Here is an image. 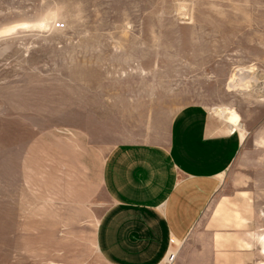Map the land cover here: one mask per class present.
Masks as SVG:
<instances>
[{
  "label": "rangeland",
  "instance_id": "1",
  "mask_svg": "<svg viewBox=\"0 0 264 264\" xmlns=\"http://www.w3.org/2000/svg\"><path fill=\"white\" fill-rule=\"evenodd\" d=\"M187 105L243 143L173 264H259L264 0H0V264H105L109 151Z\"/></svg>",
  "mask_w": 264,
  "mask_h": 264
},
{
  "label": "crops",
  "instance_id": "2",
  "mask_svg": "<svg viewBox=\"0 0 264 264\" xmlns=\"http://www.w3.org/2000/svg\"><path fill=\"white\" fill-rule=\"evenodd\" d=\"M224 120L187 105L162 141L123 142L109 151L102 184L110 204L96 233L105 264H165L179 251L241 149L240 132ZM258 242L264 256V237Z\"/></svg>",
  "mask_w": 264,
  "mask_h": 264
},
{
  "label": "bare ground",
  "instance_id": "3",
  "mask_svg": "<svg viewBox=\"0 0 264 264\" xmlns=\"http://www.w3.org/2000/svg\"><path fill=\"white\" fill-rule=\"evenodd\" d=\"M237 78L238 80L243 79L242 70H238L234 75L235 83L238 82V80L236 81ZM217 111L220 113L221 117L228 121L229 124H231L232 126L241 127V123L239 122L240 117L237 113H229L227 111V108H218ZM166 263L168 264V260L166 261Z\"/></svg>",
  "mask_w": 264,
  "mask_h": 264
},
{
  "label": "built area",
  "instance_id": "4",
  "mask_svg": "<svg viewBox=\"0 0 264 264\" xmlns=\"http://www.w3.org/2000/svg\"><path fill=\"white\" fill-rule=\"evenodd\" d=\"M175 259H176V253L175 252H172L169 255V258L167 259L168 260V264H173L175 262Z\"/></svg>",
  "mask_w": 264,
  "mask_h": 264
}]
</instances>
